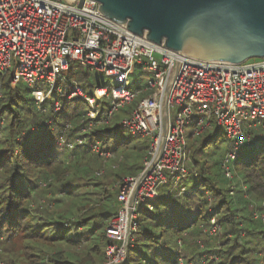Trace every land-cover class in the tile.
<instances>
[{
	"label": "trees",
	"instance_id": "16d2710c",
	"mask_svg": "<svg viewBox=\"0 0 264 264\" xmlns=\"http://www.w3.org/2000/svg\"><path fill=\"white\" fill-rule=\"evenodd\" d=\"M78 74L86 77L88 70L72 63L41 102L33 94L40 84L18 81L13 87L12 71L0 72V242L16 235L31 241L36 252L30 254L38 258L33 264H100L109 244L120 245L106 232L118 212L120 188L112 184L119 179L121 184L125 175L137 176L149 148V141L130 144L124 138L126 130L112 120L114 112L108 115L110 97L97 99L93 107L82 98L68 97L77 87L86 96L108 87L94 85L91 91L79 83ZM92 110L94 118L89 116ZM220 129L191 140L183 192L172 183L137 205L135 230L120 264H264V208L259 205L264 201V129L249 135L238 150L234 181L224 176L221 166L234 148L233 140L217 159L205 153ZM95 144L108 157L94 152ZM133 157L142 158L140 168L129 165ZM101 168L102 177L96 174ZM50 187L63 196L51 198L53 210L45 207L43 215L36 204ZM212 218L220 230L208 236L203 228ZM79 247L83 252L75 250Z\"/></svg>",
	"mask_w": 264,
	"mask_h": 264
},
{
	"label": "built area",
	"instance_id": "2783aa9c",
	"mask_svg": "<svg viewBox=\"0 0 264 264\" xmlns=\"http://www.w3.org/2000/svg\"><path fill=\"white\" fill-rule=\"evenodd\" d=\"M72 63L104 73L116 83L95 88L92 96L78 87L70 92L91 107L97 99L110 97L108 115L135 98L136 93L127 89L135 68L150 76L149 92L119 122L130 134L149 138L143 168L137 176L125 178L117 196L121 206L106 229L109 237L120 242V247L116 243L106 247L107 258L116 254L122 260L123 242L128 241L129 230H135L137 205L154 199L167 182L180 192L186 188V126H193L192 136L214 126L224 129L234 148L223 156L221 166L224 176L233 178L238 150L249 140L243 121L264 129V57L235 63L186 56L103 16L95 0H0V72L12 67L11 82L46 83L51 91ZM95 116L93 111L90 117ZM93 151L108 155L98 144ZM219 230L214 218L203 228L208 236ZM0 264L4 263L0 260Z\"/></svg>",
	"mask_w": 264,
	"mask_h": 264
},
{
	"label": "water",
	"instance_id": "95a60500",
	"mask_svg": "<svg viewBox=\"0 0 264 264\" xmlns=\"http://www.w3.org/2000/svg\"><path fill=\"white\" fill-rule=\"evenodd\" d=\"M95 1L103 16L134 34L195 59L264 57V0ZM123 246L126 252L127 240Z\"/></svg>",
	"mask_w": 264,
	"mask_h": 264
},
{
	"label": "rangeland",
	"instance_id": "374dc122",
	"mask_svg": "<svg viewBox=\"0 0 264 264\" xmlns=\"http://www.w3.org/2000/svg\"><path fill=\"white\" fill-rule=\"evenodd\" d=\"M9 71H12V67L8 70V72ZM140 72H142L140 69L135 68L134 72L130 75L129 83L127 85V89L130 90L131 92H135L136 96L131 102L125 103V104L119 106L118 109L114 110L112 120H114L115 122H120V120L122 118L128 116V111L132 110L137 105L138 101L149 92V90L146 89V87L148 86V81L150 79L149 73H148V71L145 70V71H143V75H141ZM77 79L79 80V83H81L82 85L88 86V89L91 91H93L94 85L95 86H97V85L108 86L111 88L114 84L112 81V78L106 76L104 73L97 72V71H88V75L86 77H83V76L79 77V74H78ZM17 82L18 81H16V82L12 81V82H10V85L14 87V85ZM40 85H41V89L34 90L33 94L37 100L43 102L46 100V98H48L51 95L52 90L49 91L50 86L46 83H43V84L40 83ZM31 87H33V86H31ZM71 93H69L68 97L73 96V95H71ZM93 93H94V91H93ZM109 103H110V100H109ZM55 104H56V106L59 105L58 102H55ZM92 113H93V111H90V113H89L90 116L92 115ZM216 127H218V126H214L212 129H209L205 132H202L198 136H192L193 126L192 125L186 126L185 127V136L187 138L188 144H190L191 140L199 139V138L203 137L205 134L213 132V130H215ZM220 128H221L220 133L218 134V136L215 139L216 142L210 143L205 148V153H207L209 155V157L212 159H217L218 157L222 156L225 153V148H226L227 144L229 143V141H232L231 139H229L226 136L224 129L222 127H220ZM243 128L247 134L251 135V134H256L257 132H259L260 127L253 125L252 121H248V122L243 121ZM214 137H215V135H214ZM124 138L128 139L130 144L138 143L140 141L141 142H144V141L148 142L149 141L148 137H138V136L130 134L127 131L124 132ZM188 155H189V158L185 162V166H187V168L190 167V165H191L189 146H188ZM106 157H108V155ZM141 161H142L141 157L140 158L133 157L129 161V165H135L136 167L140 168ZM124 162H127V160ZM104 170L105 169L101 168V169H99V171L96 174L99 175L100 177H102V175L104 174ZM96 171H97V169H96ZM126 177H129V175L123 176V178L121 179V182H120L121 184L118 183L120 180L119 179L118 182H115L112 185L114 187H119L121 189V187L123 186V183L125 184V182H126V179H125ZM231 180L234 181V178ZM77 182H78L77 180H74L72 183H77ZM112 185H110L109 187L112 188ZM171 185L172 184L170 182L162 184L158 189L159 193L165 191L166 189L171 188ZM77 188L75 187L74 190H76ZM89 190H91V188H89ZM62 192L63 191H61L60 189H58V188L55 189L53 187L46 188V190L42 192V195H40L39 200L37 201L38 203L36 205L40 206L39 209H40V212L43 213V215H46V213H47V210L45 207H48L49 211L52 212L51 210H53L52 208L54 207L55 201L51 200V198H60L61 196H63ZM95 198L96 197H94L93 200H95ZM117 200H118V198H117ZM90 202H93V201H90ZM118 202H119V200H118ZM117 205H118V210H119L121 204L117 203ZM259 205H261L264 208V201H261L259 203ZM262 213H264V212H262ZM262 213H259V215L261 216ZM132 223H133V221L130 224L132 225ZM130 230H129L128 238L131 234ZM133 230L134 229H132V231ZM110 238L113 240H116V238H113V237H110ZM30 243H32V242L25 240V238L22 237L21 235H16L10 239L3 240L2 242H0V260L4 264H33V262H34L33 260H38V258L35 257L34 255L30 254V253L36 252L34 249H31V245H29ZM199 244L202 247L204 245L203 241H199ZM118 247H120V245H118ZM75 250L78 252H83L82 247H79ZM105 250H106V248H105ZM115 255L116 254H114L111 258L108 259L106 256V253H105L103 255V260L101 261L100 264H120V263H122L124 258L121 260V257H117ZM124 257H125V254H124ZM112 259H116L118 261L112 262L111 261ZM204 262L206 263V261H204Z\"/></svg>",
	"mask_w": 264,
	"mask_h": 264
}]
</instances>
